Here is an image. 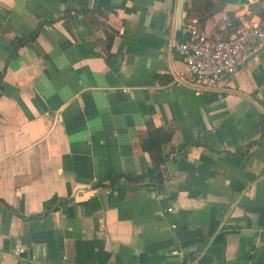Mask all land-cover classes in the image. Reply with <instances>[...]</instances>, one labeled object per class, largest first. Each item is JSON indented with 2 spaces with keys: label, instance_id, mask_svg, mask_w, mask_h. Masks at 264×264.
I'll return each mask as SVG.
<instances>
[{
  "label": "crops",
  "instance_id": "1",
  "mask_svg": "<svg viewBox=\"0 0 264 264\" xmlns=\"http://www.w3.org/2000/svg\"><path fill=\"white\" fill-rule=\"evenodd\" d=\"M249 3L0 0V264H264V42L218 88L176 50ZM149 126L162 180L96 183L144 172Z\"/></svg>",
  "mask_w": 264,
  "mask_h": 264
},
{
  "label": "built area",
  "instance_id": "2",
  "mask_svg": "<svg viewBox=\"0 0 264 264\" xmlns=\"http://www.w3.org/2000/svg\"><path fill=\"white\" fill-rule=\"evenodd\" d=\"M261 42H264V22L241 23L223 36L220 31L206 32L191 18L176 50L193 85L218 88Z\"/></svg>",
  "mask_w": 264,
  "mask_h": 264
},
{
  "label": "trees",
  "instance_id": "3",
  "mask_svg": "<svg viewBox=\"0 0 264 264\" xmlns=\"http://www.w3.org/2000/svg\"><path fill=\"white\" fill-rule=\"evenodd\" d=\"M247 0H191V4L190 6H186L185 2L183 4V10H184V18H188V16H190L191 14L197 15L198 20L203 21V16L211 13L212 11L218 10L222 7L223 2H246ZM196 2L199 4L196 5ZM248 6L250 7L251 11H256L260 16H261V20L260 22H264V4L260 5L259 3H254L251 4L249 3ZM198 7V9H197ZM200 8V9H199ZM68 9H74V10H78L79 7H75V6H67L66 10ZM226 16V24L224 25L223 28H234L237 23L234 21V19H232L227 13H225ZM52 19L50 20H45L44 22H50ZM37 33V29L35 28L34 30H32V32L23 38H20V40L17 41L16 44H20L24 38L25 39H33L36 36ZM223 36H226V34H224L223 32H221ZM150 127V126H149ZM159 128L158 127H150L148 129V134L146 136V138H143L141 141V146L144 150L148 151L149 155H150V164L147 166V168L144 170V172H141L139 174H124L122 172L119 171H110L107 174H105L103 177L99 178L97 180L96 183H101L102 180H106V184L108 185H113L115 184L118 179L122 176L124 179L126 180H140L143 177H148L150 178L152 181L155 182H160L162 180V174L160 171V163L163 161V156H161L159 154V152H154V150L152 149V146L154 144L155 141H153V132H158ZM169 135V133L167 134ZM159 143V142H158ZM69 198L67 197H58L56 199V202L54 203V208L57 207L58 203H64L66 201H68ZM1 200V199H0ZM49 207L44 208L42 211L45 212L46 210H48ZM35 214H30L28 215V217H31Z\"/></svg>",
  "mask_w": 264,
  "mask_h": 264
},
{
  "label": "water",
  "instance_id": "4",
  "mask_svg": "<svg viewBox=\"0 0 264 264\" xmlns=\"http://www.w3.org/2000/svg\"><path fill=\"white\" fill-rule=\"evenodd\" d=\"M182 6H183V0H177L176 16H175V24L177 27L179 26L181 20Z\"/></svg>",
  "mask_w": 264,
  "mask_h": 264
}]
</instances>
